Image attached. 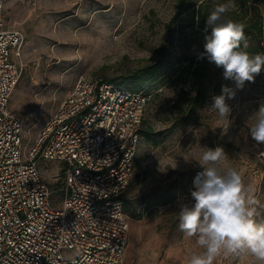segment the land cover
I'll use <instances>...</instances> for the list:
<instances>
[{
  "label": "rangeland",
  "instance_id": "rangeland-1",
  "mask_svg": "<svg viewBox=\"0 0 264 264\" xmlns=\"http://www.w3.org/2000/svg\"><path fill=\"white\" fill-rule=\"evenodd\" d=\"M206 1L210 10L220 4L237 7L235 0H187L186 5L196 7L195 20L178 15L179 0H13L5 8L8 27L25 38L23 74L11 110L24 125L26 146L36 142L81 78L150 96L144 116V130L150 134L142 138L132 186L124 195L130 204L126 264H187L189 255L199 251L179 230L176 212L178 201L191 202L192 181L202 169L185 158L200 147L224 148L228 162L254 189L259 218H264V144L251 138L246 121L264 102V72L228 101L230 121L208 109L222 85H235L214 63L201 81L190 76L194 66H189L197 62L203 43L198 8ZM246 3L264 12V0ZM158 60L164 62L165 77L150 83L143 70ZM182 91L189 96L182 98ZM48 170L56 172L58 166L51 164ZM161 195L165 202L154 203ZM214 264L257 262L243 255L218 257Z\"/></svg>",
  "mask_w": 264,
  "mask_h": 264
},
{
  "label": "built area",
  "instance_id": "built-area-1",
  "mask_svg": "<svg viewBox=\"0 0 264 264\" xmlns=\"http://www.w3.org/2000/svg\"><path fill=\"white\" fill-rule=\"evenodd\" d=\"M11 1L0 0V264H126L122 196L150 96L81 78L26 146L11 110L25 41L6 22Z\"/></svg>",
  "mask_w": 264,
  "mask_h": 264
},
{
  "label": "clouds",
  "instance_id": "clouds-1",
  "mask_svg": "<svg viewBox=\"0 0 264 264\" xmlns=\"http://www.w3.org/2000/svg\"><path fill=\"white\" fill-rule=\"evenodd\" d=\"M228 4L215 6L207 15L204 51L207 58L223 69V78L235 87L221 86V93L212 98L208 107L223 121H230L237 90L255 82L264 70V53H251L245 37V25L226 18ZM248 132L257 145L264 144V102L246 118ZM195 161L202 171L193 178L191 202L178 201L176 212L179 230L185 238L193 239L199 251L187 258V264H214L218 257H254L264 264V218H259V201L254 189L246 184L241 172L230 164L223 147H200L195 155L185 158ZM176 165L173 167L175 168ZM264 207V206H261Z\"/></svg>",
  "mask_w": 264,
  "mask_h": 264
},
{
  "label": "trees",
  "instance_id": "trees-1",
  "mask_svg": "<svg viewBox=\"0 0 264 264\" xmlns=\"http://www.w3.org/2000/svg\"><path fill=\"white\" fill-rule=\"evenodd\" d=\"M187 0H179V6H178V15H185V16H191L193 20H195V9L194 5H186ZM210 3L208 1L201 4L198 8V15H199V32L203 36V43L200 46L198 53H202L204 51V43H205V36L210 35L211 29L208 28L206 30L205 24H206V18L207 15L210 13V11L214 8H211V10L208 8V5ZM186 5V6H185ZM235 5L237 6L235 9H230L228 13H226V18H230L235 21H239L245 25V37L249 44L248 51L251 53H264V12L262 11L260 6H256L254 3L248 4L246 3V0H235ZM198 55V57H199ZM212 64L208 61V59L205 57L203 59L198 58L197 62L193 65L189 66V69L193 70L191 72V78H194V82L196 79L198 81L202 80V75L205 71L208 70V66ZM164 62L157 61L152 65L147 66L143 72H145V76L147 77V81L150 83H155L157 81L162 80L165 77L164 72ZM264 72V70L262 71ZM190 86V85H189ZM195 83L192 87H190V91H194L195 89ZM133 91V90H132ZM148 95V94H147ZM182 98H186L189 96V94L186 91L181 92ZM204 98V96H201ZM203 102V101H202ZM201 102V105H202ZM197 106L198 108L201 107ZM150 133L144 130V122L141 129V135L142 137L148 136ZM132 186V180L129 184V187L124 192L122 196V200L124 202V209L125 214L128 217V214H130V204L125 200L124 195L130 187ZM165 202L164 196H159L154 200V203H162ZM145 203V202H141ZM167 203V202H166ZM165 203V204H166ZM129 219V218H128Z\"/></svg>",
  "mask_w": 264,
  "mask_h": 264
}]
</instances>
